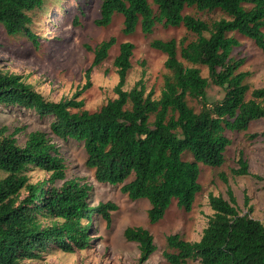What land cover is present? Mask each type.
Segmentation results:
<instances>
[{
    "label": "trees",
    "instance_id": "1",
    "mask_svg": "<svg viewBox=\"0 0 264 264\" xmlns=\"http://www.w3.org/2000/svg\"><path fill=\"white\" fill-rule=\"evenodd\" d=\"M153 2L157 14L149 0H102L96 24L107 27L120 14L125 35L134 34L138 27L150 35L160 24L184 27L194 36L191 41H152L151 47L166 55L169 72L159 98L147 94L143 81L125 90L135 49L126 42L114 60L119 77L114 89L117 97L99 111L84 109V101L77 99L81 92L70 100L49 101L21 76L1 68L0 107L51 116L53 135L84 144L86 166L93 170L95 180L121 186L131 200H148L149 221L156 224L173 201L180 209L192 211L202 191L200 164L212 168L224 165L231 144L227 131L246 132L253 122L264 119V88L252 89L246 82L249 73L240 70L244 60L232 57L240 42L231 35L238 33L252 40L264 54V0ZM45 3L0 0V25L9 36L27 37L38 47L39 37L30 28L31 14ZM186 8L220 11L224 17L208 22L184 14ZM115 44L111 38L95 49L93 67L108 58ZM202 67L208 70V77L202 75ZM213 86L223 91L221 100L209 97ZM88 87L90 83L84 91ZM189 99L199 103V111L190 106ZM7 131L0 130V264L40 259L49 244L65 253L89 249L95 222L92 216L109 226L117 207L112 203L92 206V187L77 180L55 185L65 179V165L45 133H31L21 146L15 138L19 130L10 135ZM186 154L193 160H185ZM35 169L49 174L48 182L34 183ZM233 174L250 175L248 162L240 158ZM228 193L229 201L209 195L213 214L199 241H186L179 234L166 238L163 256L169 264H264V221L241 215L233 192ZM125 237L139 246L137 264H148L156 251L153 235L142 227H130Z\"/></svg>",
    "mask_w": 264,
    "mask_h": 264
},
{
    "label": "rangeland",
    "instance_id": "2",
    "mask_svg": "<svg viewBox=\"0 0 264 264\" xmlns=\"http://www.w3.org/2000/svg\"><path fill=\"white\" fill-rule=\"evenodd\" d=\"M101 3L102 0H46L42 9L31 14L33 23L30 28L39 37L38 47L27 37L9 36L0 25V68L21 76L49 101L70 100L81 92L77 99L84 101L85 110L94 113L117 97L114 89L119 77L114 60L119 54L120 45L130 42L135 49L125 90H131L136 83L143 81L147 94L152 93L154 98H159L164 77L169 72L165 68L166 55L152 48V41L176 39L179 42L182 38L191 41L194 36L184 27H164L160 24L150 35H145L140 27L134 34L125 35L124 18L120 14L114 16L109 26H98L96 21L100 18ZM149 3L157 14L158 8L153 0H149ZM184 14L208 22L224 17L220 11L200 12L195 8H186ZM231 35L240 42L232 57L244 60L240 70L249 73L246 82L252 89L264 88L263 52L252 40L238 33ZM111 38L116 40V44L108 58L93 67L95 49ZM202 75L209 76L205 67H202ZM88 83L90 87L84 91ZM208 93L211 100H221L224 95L221 89L214 86ZM247 99H250V95ZM189 104L196 111L200 110L197 101L189 99ZM52 122L51 116L41 117L34 110L0 107V130L7 128L6 135L19 130L15 136L19 145L24 146L31 133L43 132L59 149L64 160L65 179L57 180L56 186L60 187L65 181L72 180L88 184L92 187V206L112 203L117 210L111 213L109 226L103 219L92 216L95 222L89 233V249L65 253L49 244L40 259L25 260L23 264H137L139 246L125 237L130 227H142L154 237L156 251L148 264H169L163 256L167 250L166 238L179 234L186 241H199L213 214L209 195L222 196L229 201V190L236 198L241 215L248 214L253 219L264 221V119L253 122L246 132L227 131L231 144L225 153L224 165L212 168L200 164L199 182L202 191L196 196L192 211L180 209L173 201L164 218L156 224L149 221L151 204L148 200H131L122 192L121 186L98 183L93 170L86 166L84 144L74 140L65 141L53 135ZM255 134L258 137L251 139ZM240 158L248 162L250 175L233 174V170L239 168ZM184 159L193 160L189 154ZM32 174L36 184L49 180V174L38 169ZM188 264L201 263L190 261Z\"/></svg>",
    "mask_w": 264,
    "mask_h": 264
}]
</instances>
